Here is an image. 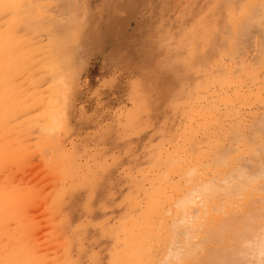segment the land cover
<instances>
[{"label":"rangeland","instance_id":"1","mask_svg":"<svg viewBox=\"0 0 264 264\" xmlns=\"http://www.w3.org/2000/svg\"><path fill=\"white\" fill-rule=\"evenodd\" d=\"M11 1L13 0H6L7 5L3 7L4 10L2 9L3 11L0 14V32L4 31L6 33L9 31L7 32L8 35L6 34L5 37L7 40L11 41L8 46L2 50L0 49V61L5 63L4 60L6 59L4 58L7 57V62L4 65H8L9 62V66H6V69H9L11 67L10 63L12 58L18 56L26 58V60L23 61L20 57L19 62L24 63H21V65L19 64V69L15 67L16 61H18L16 58V63L14 62L15 64L13 68H11L13 71H16V74L14 73L15 75L13 78V73H11L12 78H10L13 80L11 83L13 86L15 85L18 87L20 85L19 87L26 88L30 86L28 81L32 80L31 78L35 79L39 74V77H37L38 79L35 80H38L40 93L44 95L46 92L44 98L51 99L47 100V102L52 101V104H55L53 117L55 121L51 118V126L53 128L50 130L53 131L48 132L45 130L44 132L47 134L44 133L39 129L41 127V121H34V125H32L33 121L29 118L31 115L28 114L39 111L35 114H39L40 116V113H43V108H41L40 111L39 108L33 109L29 107L23 114H16L8 118L11 120L7 123L11 126L4 125L11 128L10 130L12 132L9 129L7 130V133L9 132L10 134L6 133V137L3 138V130H0V191L5 193L7 190L6 193H8L6 199L5 197H1L0 206H2L4 200H6V203L9 202L7 205L5 203L3 207L0 208V213L2 212V215H4L3 219L9 218L11 213H13V216L10 217L11 219L9 218L11 221L9 219L6 221L3 220L0 215V221H5L2 222L4 228L1 227L2 224L0 223V258L3 259L7 251H11L12 253L14 249L10 250V247L13 248L18 244V240L14 235H16V232L19 230H23V224L19 225V223H17V217H14V215L18 212L21 213L23 210H25L23 213L18 214L21 215L22 218L19 216L18 218L19 220L21 219L20 221L26 223L27 231L24 228L23 231L26 232H23V234L22 232H18V234L21 233V236L25 235L24 237L22 236L23 238H19V235H17L20 241H25V243H22L23 247L21 246L22 244H19L18 247L21 246V248L26 249L27 244H29L30 248L36 249L35 252L38 250L37 252H41L42 255L45 253L46 256H52L53 253L52 258H55V253H60L59 255L56 254V261H58L59 264L63 261H68L67 264H120L124 261L123 257L126 256V251L129 252L133 249L131 248L133 245H128L129 250L127 249L130 235L131 237L129 240L136 237L134 244H140V242H138L139 238L145 235L143 237L144 239L141 238L144 240L142 241L144 242L143 245L145 246V244H147L145 247L148 248L150 243L152 245V250L155 245L162 247L164 243L168 244V240L161 239L162 235H160V232H162L161 228L164 225L161 223L167 221L168 225H171V221H169L170 217L168 218V216H174L173 214L176 213L175 209L181 208L180 196H182L184 192H187L186 190L189 186L187 179L193 178L194 176V180L195 178L196 180L201 178L207 179V177L212 175L209 171L210 167L207 164L211 162L210 160H213L217 151L227 149L229 143H231L233 147V140L236 142L239 139L242 146L240 143H238V145L236 142V147H246L243 150L246 152L247 149H251L253 144L249 148L246 145L254 141H248L247 136L249 138H254L256 136L254 139L257 140L261 136L262 132L257 131L259 135L255 132L256 127L257 130L259 128L258 124L257 126L255 124L258 123L256 121L259 118H262V121L264 120V116H262V114L264 115V25L254 23V25L243 26V24H237L235 20L231 19L234 14V7L237 5L236 0H70V2L69 0H64V2H61L63 0H57L56 2L59 4H55L54 0H39V2H36L38 4L32 2L33 0H14L15 3ZM222 1L225 3L228 2V5H225ZM51 2H53V6L51 5L52 7H50ZM27 3L29 4L28 7ZM33 3L34 6L40 5V7L36 6L37 8H35L41 12L35 13L39 17L33 14L35 17L37 16L36 18L43 19L39 20L37 22L38 24L36 23L40 25V27L38 26L39 29L34 23V26L32 23L30 24L31 28H37L35 30L26 27L31 22L28 16L32 15L34 8L32 5ZM44 3L50 4L45 5ZM234 3L235 6H232L231 4ZM18 8L19 10H17ZM27 8H30L27 10L28 12L32 8L29 15L26 11ZM206 15L207 17L211 16L210 19L207 20ZM22 17L25 18L23 19ZM54 17L56 18L54 19ZM26 18L30 22L21 25V23H26V21H23ZM33 18L31 20H33ZM203 19L205 21L207 20V24ZM208 23H210V25H208ZM201 25L204 27L206 25V31ZM50 26H53V29ZM44 29H46L47 32H45ZM49 29H51V31ZM195 29L199 31V34ZM202 31L204 32L203 34ZM192 32H194V34ZM196 34L200 36L198 37ZM195 36L198 38L196 39ZM16 45H19V48ZM9 47L11 50H9ZM6 48H8V51ZM4 49L6 52L5 54L2 53L4 54V58L2 55L3 60L1 58V52ZM14 49H16V51L12 54ZM6 53H8V55H6ZM28 55L30 57L32 56L31 58L35 59L37 62H34V60V63L31 64L32 61L27 58ZM46 55L48 58L51 55V59H47ZM215 56H217L218 59ZM235 62L236 64H234ZM25 65L28 66L26 67ZM31 65L32 67H30ZM21 66H23L22 72L20 71ZM24 68H27L26 71ZM50 71L52 72L51 74ZM26 74H28V76ZM44 78L46 80H44ZM20 79L25 81H21ZM50 92L51 94L55 92L54 95L52 94L53 97L49 94ZM57 94L60 95V98ZM4 112L6 113L5 109L3 113ZM11 112L14 113L13 110H10L8 114L10 115ZM5 113L3 115L7 116V113ZM34 113L32 114L33 117L39 119L40 117L37 118ZM1 114L2 112L0 113V119L2 120H0V124L8 120H4V117L1 118ZM18 118L19 120H16ZM40 120L44 123L42 117ZM242 121H244V124ZM17 123L20 124L18 125ZM55 123H59V126ZM241 123L243 125H241ZM252 124L253 126L255 125V127H253ZM243 126L248 127L250 131L247 128H245V131ZM17 127H20L19 130L21 131L27 127L30 128L31 131L29 129L25 130L27 131L25 134L27 136V141H30V146L32 143L33 147L31 146V150L27 149L25 150L27 152H25L24 149H22L23 151H21L23 153H20L18 147L22 148L21 144L18 143L20 146L18 144V146L16 145L17 147L14 146L17 142H21L18 136V134L21 133ZM193 130L194 132H192ZM236 130L239 132L237 133ZM54 131L55 133H53ZM247 131L250 133L249 135ZM4 132H6L5 129ZM42 132L47 136L48 141L51 140V138L53 141L55 137L57 138L56 140H58L56 141L57 144L54 142L55 139L53 141V144L59 147V149L55 148L57 149V155H54V157H58L59 155L57 159L54 158L57 160V166H48L47 164L52 160L55 161L53 159V154L56 151L52 150L53 153L51 152V148L54 149L55 147L52 146L53 144L49 143L50 146L44 145L46 137L43 138L44 135ZM230 132H232V135H230ZM30 133L32 134L29 135ZM233 133L238 134L237 136H239V138L235 140L237 136L233 137ZM263 134L259 139L260 143L264 141V139H262L264 138ZM16 135L18 139H15L17 138ZM39 135L42 136L43 140L40 139L41 136ZM229 135L231 138H228ZM241 135L242 137L245 135L242 140L240 137ZM48 136L50 137L48 138ZM38 137L39 140H36ZM13 138L16 141L14 143ZM190 138H192V141L189 140ZM4 140L11 141L5 143ZM227 140L229 142H227ZM239 140L238 142H240ZM244 140L248 142L244 143ZM37 141L40 143L37 144ZM188 141L192 143L189 144ZM254 142V144H256V140ZM11 143L14 145L12 146ZM46 144H48V142H46ZM184 144L187 145V148ZM39 145L41 148H39ZM192 145L194 146L190 147ZM209 146H211V148H209ZM205 147L206 150H208L207 153L217 148V150L213 151L215 155L210 152L208 157ZM42 148H46V150H43L44 155L41 156L40 149ZM202 151H204V153ZM249 151L250 150H248V152ZM250 152L257 151L254 150ZM250 152L248 153L249 157L251 154ZM41 154H43V152H41ZM193 154L196 156L199 155V159L206 154L201 159L203 163H201L199 159L197 161L195 160V162L194 159L197 158H194L196 156ZM237 154L238 153L235 152V155ZM46 155L48 156L47 158ZM49 155L52 156V158H50ZM210 156H212V158ZM184 157H187L188 160L190 159V163ZM47 160L50 161L48 162ZM23 162H25L24 165H22ZM191 162L193 164H191ZM11 163H13V165ZM44 163L46 165H44ZM185 163L189 166L185 165ZM196 163L200 164L196 166ZM17 164L19 165L17 166ZM32 164L35 168L32 167ZM53 164H55V162ZM256 164H258V162H256ZM203 165L206 167V171L209 172H207V174L205 173L207 175L206 177L204 175V169L200 170V166L202 167ZM232 166L234 167L235 165L233 164ZM57 167L58 170L56 169ZM175 167H177L176 170ZM194 167L199 168V172H197L196 175L192 174ZM208 167L209 170H207ZM167 168L170 169L167 171ZM191 169L193 170L192 172ZM31 170H33V172ZM53 170L57 171L54 172ZM179 170L181 172H179ZM184 170L186 172L189 171L188 175L184 173ZM155 177H157L156 180L154 179ZM159 177L163 179L159 180L160 184H158ZM180 178L182 179L180 180ZM156 186L157 188H155V190L153 187ZM164 186L167 187L164 188ZM179 186L182 187L180 188ZM3 187L5 190H3ZM31 187L34 189L31 190ZM158 187L163 191L161 192ZM152 188L155 191L152 190ZM181 189L183 194H181ZM189 190L190 189H188V192H190L189 198L194 199L195 194L191 197L194 191ZM15 192H19L17 195L20 196L16 195L18 199H10L12 196L9 195H14ZM60 192L61 194L58 196ZM2 193L0 194L4 196ZM151 195L152 198H150ZM175 196L180 197L179 202L175 201V199L178 200ZM54 198L58 199V201L56 200L57 205L56 203L53 205ZM146 198L148 200H146ZM20 199L21 201H19ZM167 200L169 203H167ZM170 200H174L176 204L174 201L172 202ZM153 201L155 205H153ZM194 202H196V200ZM179 203L180 205L177 207ZM162 204H164V206ZM192 204L191 206L193 207ZM195 204L196 203H194V205ZM5 205L6 207H4ZM175 205H177V208H174ZM170 206H172V208H170L172 212L167 214V208ZM9 207L14 208L10 215V210H7V208L10 209ZM156 207L161 208L162 212L160 209H156ZM163 207L167 210L165 208L164 210ZM16 208H18L17 212ZM187 208L184 209L183 215H185L184 213L190 215L189 211L191 210L188 208L187 212ZM4 210L9 212L6 213L7 211L5 212ZM156 210L159 211L157 215L155 214ZM163 210L167 211V213H165L167 217L166 220L164 217H162L163 219L159 217L161 213V216L164 215ZM194 211L196 212V210ZM141 212H143L142 217ZM144 212L149 215H145V217L143 215L145 214ZM192 213L193 211H191V217L187 216L190 217V220L193 215ZM152 215L153 217H151ZM177 215L179 214L177 213ZM183 215L180 214L181 217ZM176 217L178 218V216ZM176 217L175 219L171 217V220L172 218L176 220ZM187 217L185 218L188 219L187 223L189 222L190 228L191 221ZM152 218L154 219L153 221H157L158 223L153 222L150 225L149 220L152 222ZM185 218L184 221L186 220ZM132 219H134V221ZM159 219L161 221H159ZM143 220L145 223H142L144 222ZM180 220L172 221L174 227H171L176 228L177 226L179 228V223H183V221L179 222ZM7 221L9 222L7 223ZM57 221L59 224H57ZM53 222L55 224H53ZM139 222L140 224L138 225L137 223ZM36 223L39 225H36ZM34 225L37 228H35ZM141 225L143 226L141 227ZM144 227H147V233V229L145 230ZM150 227L156 229L151 228L150 230ZM180 227H183V225ZM184 227L183 230L186 228L188 229V224H185ZM48 229L50 230V235ZM134 229L136 233L133 232ZM177 229H174V231ZM1 231L7 232L5 234ZM33 231L35 233H31ZM29 232L31 235L27 236ZM53 233L56 234V236ZM57 233L61 235L59 236ZM139 233H141V235ZM158 233L160 236L157 235ZM174 233L176 235L178 234L177 231ZM133 235L136 236L132 237ZM137 236H139V238ZM180 236H178L179 240L181 239ZM178 237L174 238L176 239ZM27 238L29 239L28 243L26 242ZM175 239H172L173 243L177 241ZM43 240L45 242H43ZM60 240H62V242ZM3 241H5V243ZM52 242H54V244H52ZM173 243L171 242L172 246L169 244L170 249L173 247ZM24 244H26V246H24ZM34 244H37V246ZM69 244L70 246H68ZM135 246L136 245L133 247ZM140 246L142 245L140 244ZM175 246L177 247V244H174V247ZM139 248L141 249V247ZM139 248L137 246V249ZM166 248H164L165 251L167 250ZM54 249L56 252H52ZM120 249H122V251ZM164 249H161V251ZM156 250L158 254L161 255L164 252H160L158 247ZM136 251H133L134 254L132 250L130 251V253L132 252V258L138 255L137 253H139V251L137 253ZM169 251L168 255L170 254ZM172 251L174 252L171 253L168 258L175 254V250H171V252ZM14 252L16 251L14 250ZM37 252L36 256H34L33 253V258L39 255ZM64 252H69L70 255L66 253V256ZM9 253L10 252H8V254ZM13 253L11 255H13ZM11 255L8 257H13ZM63 255H65V257L62 261ZM155 255L158 256L157 254ZM164 256L167 261L168 258L166 257V253ZM8 257H6L7 259L3 262L7 261ZM33 258H29V264H32V262H34V264H43V260L45 261L42 256H40L41 259L37 257L40 262L36 261V259L33 261ZM60 258L61 262L59 261ZM157 258L163 259V256H158ZM174 258L175 257L172 259ZM51 259L48 260L47 258L44 264H58V262L52 261L55 259ZM69 261H71V263ZM168 262L170 263L171 261L168 259ZM134 263L130 261L127 264Z\"/></svg>","mask_w":264,"mask_h":264},{"label":"bare ground","instance_id":"2","mask_svg":"<svg viewBox=\"0 0 264 264\" xmlns=\"http://www.w3.org/2000/svg\"><path fill=\"white\" fill-rule=\"evenodd\" d=\"M57 0H54V2H55V4L56 3H58V2H56ZM73 1V0H72ZM71 1V2H72ZM233 1V0H232ZM11 2H13V3H15V1L13 0V1H11ZM32 2H39V0H33ZM31 2V3H32ZM61 2H64V0L63 1H61ZM69 2H70V0H69ZM222 2H224V1H222ZM237 2V5L235 6V3ZM236 2L234 3V4H231L232 6H235L234 7V10H233V18H231V19H233V20H235V22L237 23V24H243V26L245 25V26H250L251 24H253L254 25V23H256V24H260V25H264V0H236ZM46 3V2H45ZM44 3V4H45ZM53 2H51V4L50 3H47V4H50V7H52L53 6V4H52ZM225 3V2H224ZM228 2H226L225 3V5H228L227 4ZM20 4V3H19ZM25 4H26V2H25ZM36 4H38V3H36ZM35 4V5H36ZM47 4H45V5H47ZM59 4V3H58ZM66 4V3H65ZM74 4V3H73ZM5 5H7V2H6V0L4 1V0H0V14H1V12L4 10V8L3 7H5ZM31 5V4H30ZM33 6H34V3L32 4ZM52 5V6H51ZM68 5V4H67ZM72 5V4H71ZM224 5V4H223ZM20 6V5H19ZM26 6V5H25ZM29 6V4L27 3V7ZM37 6V5H36ZM36 6H34V8H33V11H32V8H31V10L30 11H32V15L30 16L29 14L31 13L30 11V13L27 11L28 9H30V8H27L26 9V11L28 12V15L30 16V18H29V16H28V19L31 21H28V19L26 18L25 20H23L24 22L26 21V23H21V25H23V24H28L29 22V24H28V26H26V27H30L31 25V23H32V25H33V23L35 24V25H37L38 23V21L39 20H43V19H38V18H36L38 15L37 14H35V13H39L40 11L39 10H37L36 8L39 6L40 7V5H38L37 7ZM32 7V6H31ZM36 7V8H35ZM49 7V6H48ZM46 8V7H45ZM54 8V7H53ZM76 8V7H75ZM3 9V10H2ZM22 9H24V8H22ZM52 9V8H51ZM58 9V8H57ZM197 9V8H196ZM17 10H19V8L17 9ZM42 10V9H41ZM54 10V9H53ZM62 10V9H61ZM80 10V9H79ZM210 10V9H209ZM21 11V10H20ZM26 11H24V12H26ZM42 11H44V10H42ZM73 11V10H72ZM71 11V12H72ZM74 11H75V9H74ZM60 12V11H59ZM37 15L36 17H35V15ZM41 13V12H40ZM210 13V12H209ZM213 13V12H212ZM4 14V13H3ZM2 14V15H3ZM60 14V13H59ZM23 15V14H22ZM40 15V14H39ZM42 15V14H41ZM55 15V14H54ZM57 15V14H56ZM216 15V14H215ZM24 16V15H23ZM50 16V15H49ZM20 17H21V15H20ZM26 17V16H25ZM24 17V18H25ZM33 17H35L36 19H37V21H36V19L35 18H33ZM39 17V16H38ZM42 17V16H41ZM205 17V16H204ZM209 17V18H208ZM207 17V15H206V19L208 20V19H210V17L211 16H208ZM23 18V17H22ZM22 18H21V20H22ZM23 18V19H24ZM33 18V20H31ZM45 18V17H44ZM49 18H51V17H49ZM56 17H54V19H55ZM73 18V17H72ZM75 18H76V15H75ZM70 19V18H69ZM212 19V18H211ZM20 20V19H19ZM18 20V21H19ZM66 20V19H65ZM204 20V19H203ZM206 20V21H207ZM215 20V19H214ZM33 21V22H32ZM35 21V22H34ZM52 21V20H51ZM205 20H204V22H206ZM209 22H211V21H209ZM19 23V22H18ZM37 23V24H36ZM42 23V22H41ZM44 23V22H43ZM48 23V22H47ZM70 23V22H69ZM212 23V22H211ZM248 23H250V24H248ZM40 24V23H39ZM46 24V23H45ZM44 24V25H45ZM49 24V23H48ZM63 24H64V22H63ZM203 24V23H202ZM206 24H207V22H206ZM52 25V24H51ZM54 25V24H53ZM56 25V24H55ZM208 25H210V23H208ZM234 25V24H233ZM34 26V25H33ZM40 27V25H37L36 27ZM47 26V25H46ZM59 26V25H58ZM65 26V25H64ZM66 26H67V24H66ZM201 26H203V25H201ZM39 27H38V29H39ZM48 27V26H47ZM46 27V28H47ZM51 28L53 27V26H50ZM205 27H206V25H205ZM204 26H203V28L205 29V31H206V29L207 28H205ZM216 27V26H215ZM31 28V27H30ZM44 28V27H43ZM31 29H34L33 27L31 28ZM35 29H37V28H35ZM34 29V30H35ZM53 29V28H52ZM56 29V28H55ZM66 29V28H65ZM64 29V30H65ZM13 30H16V29H13ZM18 30V29H17ZM24 30V29H23ZM50 31H51V29H49ZM62 30V29H61ZM67 30V29H66ZM44 31L45 32H47L46 31V29H44ZM195 31L199 34V31H197V29H195ZM7 32H9V31H7ZM7 32L5 33L4 31H2V32H0V49L2 50L3 48H5L6 46H8L10 43H11V41L10 40H7L6 39V37H5V35L7 34ZM57 32V31H56ZM66 32V31H65ZM233 32V31H232ZM25 33V32H24ZM58 33H59V31H58ZM62 33V32H61ZM193 34H194V32H192ZM204 32L202 31V34H203ZM63 34H64V31H63ZM62 34V35H63ZM198 34H196L197 36H198ZM8 35V34H7ZM60 36H61V34H60ZM200 36V35H199ZM198 36V37H199ZM215 36V35H214ZM194 37V36H193ZM192 37V38H193ZM198 37H196L195 36V38L197 39ZM194 38V39H195ZM195 39V40H196ZM57 40V39H56ZM27 41V40H26ZM50 41V40H49ZM57 41H59V40H57ZM63 41V40H62ZM24 43V42H23ZM22 43V44H23ZM61 44V43H60ZM25 45V44H24ZM56 45H58V44H56ZM17 46V45H16ZM18 48H19V45L17 46ZM17 47H16V49H17ZM21 47V46H20ZM38 47V46H37ZM232 47V46H231ZM60 48V47H59ZM16 49H14V51H13V53L12 54H14L15 53V51H16ZM29 49H31V48H29ZM226 49V48H225ZM0 50V51H1ZM6 50L8 51V48H6ZM9 50H11L10 49V47H9ZM38 50V49H37ZM227 50H228V48H227ZM226 51V50H225ZM230 51H232V50H230ZM5 49L1 52V58H2V55H3V58H4V54H5ZM25 52H26V50H25ZM35 52V51H34ZM227 52V51H226ZM2 53H4V54H2ZM29 53V52H28ZM46 53H49V52H46ZM230 53H232V52H230ZM234 53V52H233ZM24 54H26V53H24ZM33 54V53H32ZM37 54H39V53H37ZM41 54V53H40ZM262 54V53H261ZM6 55H8V53H6ZM23 55V54H22ZM29 55H31V54H29ZM28 55V56H29ZM210 55V54H209ZM215 55V54H214ZM227 55V54H226ZM259 55V54H258ZM27 56V58H29V59H31V61H32V63L31 64H33L34 62H37L35 59H33V58H31L30 56L28 57ZM34 56V55H33ZM37 56V55H36ZM35 56V57H36ZM39 56H41V55H39ZM51 56V55H50ZM50 56H49V58H50ZM211 56V55H210ZM6 57V56H5ZM13 57H15V56H13ZM20 57L22 58V56H18V57H15V58H12L11 59V63H10V68L9 69H11V68H13V66H14V64L16 65L15 67H17L18 69H19V66L21 65V63L19 62V59H20ZM46 57H47V59H49L48 58V56L46 55ZM216 58H217V56H215ZM235 57V56H234ZM243 57V56H242ZM2 58V59H3ZM10 58V57H9ZM16 58L18 59V61H16ZM43 58V57H42ZM41 58V59H42ZM210 58V57H209ZM227 58V57H226ZM240 58V57H239ZM4 59H6V60H4ZM3 60L5 61V63L7 62V57L6 58H4ZM51 59V58H50ZM218 59V58H217ZM22 60L24 61V60H26V58H22ZM35 60V61H34ZM213 60V59H212ZM227 60V59H226ZM234 60V59H233ZM16 61V62H15ZM34 61V62H33ZM40 61V60H39ZM43 61V60H42ZM15 62V63H14ZM47 62H48V60H47ZM2 62L0 61V111L2 112V116H1V118L2 117H4L3 119L4 120H6V119H8V118H10V117H12L13 115L15 116L16 114H18V115H20L21 113L23 114L24 112H26V110L27 109H29V107H31V108H39V110L41 111V108H43V113H40V116H39V114L37 115V114H35L34 112H32V114L34 113L36 116H37V118H41L42 117V119H43V121H44V123L42 122V120H40V118L39 119H36V118H34L33 117V115L31 114V113H28V114H30L31 116L29 117L30 119H31V121H33L32 122V125H34V121H36V122H40L41 121V123H40V130H42L43 132L46 130V131H50V132H52L50 129H52L53 127L51 126V122H52V119L51 118H53L54 117V108H55V104H52V101H49V102H47V100H51V99H47L46 97L44 98V95H45V93H44V95L43 94H41L40 92V89H39V87H38V80L36 81L35 79H38L37 77H39V74L36 76V78L34 79V78H31L32 80H29L28 82L30 83V86L29 87H24V88H21V87H16L15 85L13 86L12 85V83H11V81H13L11 78V73H13L12 74V76H13V78H14V75L16 74L15 72L16 71H13V69H11V70H9V69H6V66H9V62H8V65L6 64V65H4L5 63H2ZM24 63V62H23ZM22 63V64H23ZM41 63V62H40ZM44 63V62H43ZM20 64V65H19ZM222 64V63H221ZM220 64V65H221ZM224 64V63H223ZM234 64H236V62L234 63ZM26 66V65H25ZM24 66V67H25ZM28 66V65H27ZM26 66V67H27ZM260 66V65H259ZM14 67V69L16 70V68ZM30 67H32V65L30 66ZM29 67V68H30ZM229 67H231V66H229ZM22 68H23V66H21V69H20V71L22 70ZM39 68V67H38ZM226 68H227V66H226ZM25 69V71H26V69L27 68H24ZM36 69V68H35ZM230 69V68H229ZM241 69V68H240ZM8 70V71H7ZM32 70V69H31ZM37 70H39V69H37ZM36 70V71H37ZM10 71H12V72H10ZM19 71V70H18ZM25 71H23V72H25ZM49 71V70H48ZM229 71V70H228ZM22 72V71H21ZM20 72V73H21ZM27 72H30V71H27ZM33 72V71H32ZM31 72V73H32ZM15 73V74H14ZM26 73V72H25ZM30 73V74H31ZM34 73V72H33ZM52 72L50 71V74H51ZM29 74V73H28ZM28 74H26L27 76H28ZM43 74V73H42ZM228 74V73H227ZM10 75V76H9ZM21 75V74H20ZM25 75V76H26ZM44 75H46V74H44ZM49 75V74H48ZM17 76H19V75H17ZM22 76V75H21ZM30 76V75H29ZM34 76V75H33ZM228 76H230V75H228ZM11 77V78H10ZM31 77V76H30ZM17 78V77H16ZM22 78H25V77H22ZM233 78V77H232ZM11 79V80H10ZM27 79V78H26ZM214 79V78H213ZM21 80V79H20ZM20 80H18V81H20ZM23 80V79H22ZM21 80V81H22ZM44 80H46L45 78H44ZM43 80V81H44ZM237 80V79H236ZM14 81H15V79H14ZM17 81V82H18ZM23 81H25V80H23ZM41 81V80H40ZM16 82V83H17ZM28 82H27V85H28ZM51 82V81H50ZM11 83V84H10ZM13 83H15V82H13ZM22 83V82H21ZM42 83V82H41ZM224 83V82H223ZM218 84V83H217ZM227 84V83H226ZM17 85H18V83H17ZM27 85H25V86H27ZM47 85V84H46ZM234 86V85H233ZM236 86V85H235ZM238 87V86H237ZM231 88V87H230ZM46 89V88H45ZM42 90V89H41ZM48 91V90H47ZM54 91V90H53ZM245 91V90H244ZM49 92V91H48ZM52 92V91H51ZM51 92L49 93V94H51ZM243 92V91H242ZM241 92V93H242ZM233 93V92H232ZM240 93V94H241ZM48 94V95H49ZM53 95L55 94V92L54 93H52ZM51 94V95H52ZM223 94V93H222ZM245 94V93H244ZM250 94V93H249ZM42 95V96H41ZM53 95H52V97H53ZM57 95H59V94H57ZM253 95V94H252ZM47 96V95H46ZM227 96V95H226ZM50 97V96H49ZM59 98H60V95H59ZM46 99V100H45ZM230 99V98H229ZM53 100H54V98H53ZM231 101V100H230ZM60 103V102H59ZM57 106V105H56ZM46 107V108H45ZM4 109H5V111H6V113H7V116L5 115H3L4 113H3V111H4ZM10 110H13L14 111V113H10V115L8 114L9 112H10ZM9 111V112H8ZM52 111H53V113H52ZM230 111V110H229ZM0 112V113H1ZM39 112V111H38ZM37 112V113H38ZM5 113V114H6ZM27 114V115H28ZM210 115V114H209ZM29 116V115H28ZM226 116V115H225ZM230 116V115H229ZM262 116H264L263 114H262ZM22 118H24L23 116H21ZM27 117V116H26ZM31 117H33V118H31ZM215 117V116H214ZM15 118V117H14ZM28 118V117H27ZM257 118V117H256ZM29 119V120H30ZM54 119V118H53ZM215 119V118H214ZM264 119V118H263ZM1 120V119H0ZM11 120V119H10ZM9 119L5 122V123H3V126H2V123L0 124L1 125V129L0 130H3V133H2V131H1V133H2V135H3V138L4 137H6V133H7V130L9 129H11V128H8V127H6V126H11L9 123H7V122H9L10 121ZM16 120H19V118L18 119H16ZM15 120V121H16ZM21 120V119H20ZM24 120H26V119H24ZM211 120V119H210ZM258 120H260V121H258ZM256 122H258V123H256L255 125L257 126V124H258V130H257V127H256V129H255V132L257 133V131H259V132H262L261 133V136H260V138L262 137V134L264 133L263 132V130H264V120L262 121V118L260 119H258ZM2 121V120H1ZM0 121V122H1ZM23 121V120H22ZM27 121V120H26ZM53 121H55V119L53 120ZM235 121V120H234ZM239 121H240V119H239ZM249 121V120H248ZM243 122V124H244V121H242ZM247 122V121H246ZM20 123H22V122H20ZM20 123H17L18 125L20 124ZM54 123V122H53ZM253 123V122H252ZM6 126H5V125ZM12 124H13V122H12ZM17 124H14V125H17ZM55 124H57V123H55ZM55 124H52L53 126L55 125ZM59 124V123H58ZM57 124V125H58ZM239 124V123H238ZM242 123H241V125H243ZM26 125V124H25ZM25 125H24V127H25ZM213 125V124H212ZM235 125V124H234ZM240 125V126H241ZM255 125L253 126V124H252V126L253 127H255ZM31 126V125H30ZM56 126V125H55ZM59 126V125H58ZM237 126H239V125H237ZM39 127V126H38ZM208 127V126H207ZM236 127V126H235ZM244 127V126H243ZM19 128L20 127H17V129L19 130ZM239 128V127H238ZM245 128H247L248 129V127H244V130H245ZM4 129L6 130V132H4ZM17 129H16V131H17ZM30 130V128H25V129H23L22 131L21 130H19L20 131V133L21 134H18V136H19V140H21V142L19 141V142H17L15 145L14 144H12L11 143V145L13 146H16L18 143H20L21 144V147L22 148H19L18 147V149L20 150V153L23 151L22 149H24V151L25 150H31V148L33 147L32 146V143H31V146H30V144H29V142L30 141H27V136H26V132L27 131H25V130ZM216 129V128H215ZM233 129H234V127H233ZM232 129V130H233ZM251 129V128H250ZM259 129H261V130H259ZM237 130H239V129H237ZM236 130V131H237ZM249 130V129H248ZM11 131V130H10ZM31 131V130H30ZM241 131V130H240ZM246 131V130H245ZM250 131V130H249ZM254 131V130H253ZM12 132V131H11ZM15 132V131H14ZM18 132V131H17ZM43 132H42V134H43ZM192 132H194V130L192 131ZM234 132H235V130H234ZM239 131H237V133H238ZM248 132V131H247ZM252 132V131H251ZM5 133V134H4ZM28 133H29V131H28ZM44 133H46V132H44ZM53 133H55V131L53 132ZM52 133V134H53ZM201 133V132H200ZM214 133V132H213ZM231 134L230 135H232V132H230ZM253 133V132H252ZM251 133V134H252ZM7 134H10L9 132L7 133ZM32 133H30L29 135H31ZM41 134V133H40ZM41 134V135H42ZM47 134V133H46ZM50 134V133H49ZM241 134V133H240ZM247 134V133H246ZM250 133L248 132V135H249ZM258 135H259V133H257ZM41 135H39V136H41ZM44 135V136H43ZM42 136H43V138L44 137H46V140H45V143H44V145H49L50 146V144H53V141H54V139H55V143H56V141H58V140H56L57 138L55 137L54 139H53V141H52V138H51V140H47V136L45 135V134H43ZM175 135V134H174ZM210 135H211V133H210ZM230 135H229V137L228 138H231L230 137ZM233 137H235V136H237L238 134H234L233 133ZM9 136V135H8ZM18 136L16 135V137L17 138H15L14 136V138L15 139H18ZM37 136V135H36ZM42 136L40 137V139H42L43 140V138H42ZM53 136V135H52ZM169 136V135H168ZM190 136H191V133H190ZM194 136V135H193ZM245 136V135H244ZM244 136L242 137V135L240 136L241 137V140L242 139H244ZM247 136V135H246ZM10 137V136H9ZM20 137H21V139H20ZM50 136H48V138H49ZM178 137V136H177ZM187 137V136H186ZM199 137V136H198ZM214 137V136H213ZM232 137V138H233ZM263 137H264V134H263ZM13 138V139H14ZM30 138V137H29ZM228 138H226V139H228ZM237 138H239V136H237V137H235V140L237 139ZM254 138H256V136L254 137ZM254 138H249L248 136H247V140L248 141H252V140H256V144H254L255 142L253 141V143H249L248 145H246V146H248V148L252 145V147H251V149H247V151L246 152H248V150H250V151H254V150H256L257 152H250L251 154H250V157H249V155H248V153H246V152H244L243 150H244V148H246V147H241L242 146V144H241V141L240 142H238V140L236 141L237 142V144L238 143H240L241 144V146H238V147H236V142L233 140V142H234V146L232 147V145H231V143H229V147L227 148V149H222L221 151H217L216 152V155H215V153H213V151H215V150H217V148L216 149H213V151L211 150V149H209V148H211V146H209V150H211L210 152L211 153H213L214 155H212V156H214L213 157V160H210L211 162L209 163V164H207V165H209V167H210V170H209V167L207 168V170H209L210 171V173L212 174V175H210L209 177H207V179L205 178H201V179H198V180H196V178H195V180H194V177L193 178H188L187 179V181L189 182V186H188V189H190V190H192V191H194V193L193 194H191L192 196L191 197H193L194 196V194H195V198L193 199V198H189V194H190V192H188V189L186 190L187 192L185 193L184 192V194H183V192H182V189H181V194H183L184 195V197L182 198V196H180L181 197V201H180V203H181V205H180V203L178 204V206L177 205H175L174 206V208L177 206V207H179V205L181 206V208H179V209H177L178 210V212H177V210L175 209V211H176V213L175 214H173L174 216H168V218L170 219H168L169 221H171V225H168V222L167 221H164V220H162V221H164L163 223H161L163 226H162V228H161V230H162V232H160L161 234L160 235H162V238L161 239H164V240H168V244H166V243H164L163 245H162V247H160V246H157V245H155V247H154V249L152 250V245L149 243V246H148V248L147 247H145L147 244H145V246L143 245L144 244V242H142V241H144V240H142L141 238H143V237H141V238H139V236L141 235V233H139L140 235L139 236H137L138 238H139V241L138 242H140V244L142 245V246H144V247H142V246H140V244L139 243H135L134 244V240H136V235H138V234H136V235H133L132 237H135V238H132V240H129L130 239V237H131V235L129 236V239H128V244H127V249L129 248V246L128 245H136L135 247H133V246H131V248H133V249H131L132 250V252L134 251H136V253L139 251V253H137L138 255L137 256H134V258H132V256H131V254H132V252L130 253V251L129 252H127L126 251V256H124L123 257V259H124V263L123 264H127V263H129L130 261H132V263H134V264H161V262H162V264H167V262H168V259H169V261H171L170 263L168 262V264H179V263H181V264H264V141H262L261 143L259 142V139L257 140V139H254ZM10 139V138H9ZM15 139H14V141H13V143L14 142H16L15 141ZM192 138H190L189 140L190 141H192L191 140ZM194 139H196V138H194ZM198 139H200V138H198ZM201 139H203V138H201ZM204 139H205V136H204ZM203 139V140H204ZM262 139H264V138H262ZM36 140H39V137H38V139H36ZM206 140V139H205ZM204 140V141H205ZM209 140V139H208ZM228 140H230V139H228ZM227 140V142H229ZM5 141V140H4ZM11 140H9V141H5V143L6 142H10ZM195 141V140H194ZM248 141H243L244 143H246V142H248ZM261 141V140H260ZM46 142H48V144H46ZM52 142V143H51ZM198 142H199V140H198ZM208 142V141H207ZM226 142V143H227ZM259 142V143H258ZM35 143V142H34ZM37 144L38 143H40L39 141H37L36 142ZM35 143V144H36ZM42 143V142H41ZM50 143V144H49ZM161 143V142H160ZM188 143H189V141H188ZM190 143H192V142H190ZM189 143V144H190ZM196 143V142H195ZM226 143H224V144H226ZM57 144V143H56ZM58 144H59V142H58ZM197 144V143H196ZM204 144H205V142H204ZM228 144V143H227ZM19 145V144H18ZM17 145V146H18ZM185 145V144H184ZM201 145H202V143H201ZM206 145V144H205ZM221 145V144H220ZM231 145V146H230ZM239 145V144H238ZM11 146V147H12ZM16 146V147H17ZM20 146V145H19ZM40 146V145H39ZM38 146V147H39ZM52 146H55L54 147V149L55 148H57V149H59V147H56V146H58V145H55V144H53ZM51 146V147H52ZM186 146V148H187V145H185ZM194 145H192V146H190V147H193ZM200 146V145H199ZM253 146H255V147H253ZM46 147H48V146H46ZM175 147V146H174ZM189 147V148H190ZM204 147V146H203ZM14 148V147H13ZM36 148H37V146H36ZM39 148H41V146L39 147ZM38 148V149H39ZM160 148V147H159ZM200 148V147H199ZM202 148V147H201ZM238 148V149H237ZM253 148V149H252ZM16 149V148H15ZM52 149L51 148V152H52V150L53 151H56L57 149ZM185 149V148H184ZM22 150V151H21ZM41 151H40V155L42 156V155H44V151L43 150H46V148H42V149H40ZM50 150V149H49ZM172 150V149H171ZM175 150H176V148H175ZM178 150V149H177ZM181 150V149H180ZM190 150V149H189ZM204 150V149H203ZM242 150V151H241ZM10 151V150H9ZM188 151V150H187ZM201 151V150H200ZM205 151H206V153H207V151L208 150H206V147H205ZM239 151V152H238ZM25 152H27V151H25ZM36 152V151H35ZM41 152H43V154H41ZM59 152V151H58ZM173 152V151H172ZM203 153H204V151H202ZM209 152V153H210ZM235 152H237L238 154L237 155H235ZM19 153V154H20ZM23 153V152H22ZM53 153V152H52ZM57 153V151L53 154V159L54 158H58L59 157V155H58V157H54V155ZM178 153V152H177ZM209 153H207V156H208V154ZM252 153H253V155H252ZM255 153H257V154H255ZM29 154V153H28ZM46 154V153H45ZM48 154V153H47ZM169 154V153H168ZM192 154V153H191ZM198 154H199V152H198ZM234 154V155H233ZM248 155V157H247V155ZM24 155V154H23ZM50 155H52V154H50ZM49 155V157L50 158H52V156H50ZM57 155V154H56ZM171 155V154H170ZM173 155V154H172ZM178 155H180V154H178ZM190 155V154H189ZM194 155V154H193ZM206 154H204V156H205ZM34 156H35V154H34ZM194 156H196V155H194ZM198 156V157H197ZM196 157H194V158H197V159H194V161L196 160H198L199 159V155H197ZM201 156H202V154H201ZM204 156H202L199 160L201 161V159L204 157ZM212 156H210L211 158H212ZM22 157V156H21ZM48 156L46 155V158H47ZM153 157H154V155H153ZM171 157V156H170ZM169 157V158H170ZM173 157V156H172ZM209 157V156H208ZM45 158V159H46ZM184 158H186V160H188L187 159V157H184ZM250 158V159H249ZM28 159V158H27ZM168 159V158H167ZM191 159H192V156H191ZM210 159V158H209ZM253 159V160H252ZM31 160V159H30ZM50 160H52V159H50ZM49 160V161H50ZM55 160V159H54ZM169 160H171V159H169ZM190 160V159H189ZM189 160H188V162H189ZM254 161V162H252V161ZM261 160H262V162H261ZM27 161V160H26ZM48 161V160H47ZM46 161V162H47ZM48 161V162H49ZM53 161V160H52ZM49 162V163H47L48 164V166L50 165V166H55L56 165V162H57V160H55V161H53V162ZM195 161V162H196ZM55 162V164H53ZM169 162V161H168ZM187 162V161H186ZM187 162V163H188ZM237 162V163H236ZM256 162H258V164H256ZM24 163L25 162H23L22 163V165H24ZM35 163V162H34ZM50 163H52V164H50ZM59 163V162H58ZM157 163V162H156ZM190 163V162H189ZM201 163H203V160L201 161ZM206 163V162H205ZM236 163V164H235ZM12 165H13V163H11ZM20 164H21V162H20ZM155 164V163H154ZM169 164H170V162H169ZM191 164H193L192 162H191ZM198 164H200V163H196L195 165L197 166ZM235 165L234 167L232 166V165ZM238 164V165H237ZM7 165V164H6ZM19 164H17V166H18ZM44 165H46L45 163H44ZM156 165V164H155ZM164 165V164H163ZM185 165H187L186 163H185ZM1 166V165H0ZM2 166H3V164H2ZM57 166V165H56ZM176 166V165H175ZM187 166H189V165H187ZM195 166V167H196ZM32 167L33 168H35V166L32 164ZM37 167V166H36ZM46 167V166H45ZM159 167H160V165H159ZM165 167V166H164ZM170 167V166H169ZM179 167V166H178ZM193 168V170L191 169V172H192V174L193 175H196L197 174V172H199V168ZM199 167V166H198ZM204 167V168H203ZM3 168V167H2ZM48 168V167H47ZM176 168L177 167H175V170H176ZM183 168V167H182ZM206 167L203 165L202 167L200 166V170L201 169H204V175H205V177L207 176L206 174H207V172L208 171H206V169H205ZM50 169H52V168H50ZM57 170H58V167L56 168ZM164 169V168H163ZM170 168H167V171L169 170ZM181 169V168H180ZM184 169V168H183ZM190 169V168H189ZM39 170V169H38ZM57 170H53L54 172H56ZM162 170V169H161ZM32 172H33V170H31ZM48 171V170H47ZM177 171H178V169H177ZM206 171V172H205ZM162 172V171H161ZM179 172H181L180 170H179ZM158 173V172H157ZM176 173V172H175ZM184 173H187V175H188V173H189V171H185L184 170ZM183 173V174H184ZM206 173V174H205ZM209 173V172H208ZM6 174V173H5ZM161 174V173H160ZM163 174V173H162ZM191 174V173H190ZM157 175V174H156ZM9 176V175H8ZM11 176V175H10ZM163 176V175H162ZM157 177H158V175H157ZM157 177H155L154 179L156 180V178ZM177 177V176H176ZM183 177V176H182ZM204 177V176H203ZM150 178V177H149ZM170 178H172V177H170ZM200 178V177H199ZM10 179V178H9ZM59 179V178H58ZM151 179V178H150ZM162 179V178H161ZM160 179V177H159V179H158V182H159V180H161ZM177 179H178V177H177ZM182 178H180V180H181ZM3 180V179H2ZM152 180V179H151ZM150 180V181H151ZM163 180V179H162ZM165 180V179H164ZM175 180V179H174ZM9 181V180H8ZM8 181H7V183H8ZM6 183V184H7ZM14 183V182H13ZM52 183V182H51ZM177 183V182H176ZM187 183V182H186ZM56 184V183H55ZM158 184H160V182L158 183ZM178 184H179V182H178ZM5 185V184H4ZM16 185V184H15ZM151 185H154V184H151ZM1 186V185H0ZM27 186V185H26ZM28 186H30V185H28ZM55 186H57V185H55ZM64 186V185H63ZM18 187V186H17ZM22 187V186H21ZM36 187H38V186H36ZM35 187V188H36ZM60 187V186H59ZM151 187V186H150ZM159 187H160V185H159ZM158 187V188H159ZM165 187H167V186H164V188ZM170 187V186H169ZM175 187H177V186H175ZM175 187H174V189H175ZM180 188L182 187V186H179ZM178 187V188H179ZM4 188V187H3ZM23 188V187H22ZM27 188V187H26ZM53 188V187H52ZM154 189L155 188H157V186L156 187H153ZM152 188V190H154ZM162 188V187H161ZM15 189V188H14ZM18 189H21V188H18ZM34 189V188H33ZM32 189V187H31V190H33ZM41 189V188H40ZM54 189V188H53ZM62 189V188H61ZM169 189V188H168ZM3 190H5V188L3 189ZM12 190V189H11ZM29 190H30V187H29ZM28 190V191H29ZM152 190H151V192H152ZM156 190V189H155ZM154 190V191H155ZM159 190L162 192L163 190L162 189H160L159 188ZM166 190V189H165ZM164 190V191H165ZM189 190V191H190ZM7 191V190H6ZM6 191H5V193H6ZM9 191V190H8ZM14 191V190H13ZM16 191V190H15ZM19 191V190H18ZM27 191V192H28ZM50 191H52V190H50ZM62 191V190H61ZM176 191V190H175ZM177 191H179V190H177ZM191 191V192H192ZM4 192V191H3ZM11 193H13L12 191H10ZM9 192V193H10ZM145 192V191H144ZM150 192V191H149ZM151 192H150V194H151ZM0 193H2V191H0ZM5 193H2V194H4V196L3 195H1L0 196V199H1V197H5V199H6V197L8 196L7 194L8 193H6V195H5ZM26 193V192H25ZM24 193V194H25ZM17 194H19V192L18 193H14V195L12 194V195H9V196H14L13 198L12 197H10V199H18V197H16V195ZM40 194V193H39ZM47 194H49V193H47ZM57 194V193H56ZM61 194V192L58 194V196ZM148 194V193H147ZM152 194H154V193H152ZM158 194V193H157ZM165 194V193H164ZM169 194V193H168ZM172 194H173V192H172ZM187 194V195H186ZM22 195H23V193H22ZM159 195V194H158ZM157 195V196H158ZM163 195V194H162ZM161 195V196H162ZM177 195V194H176ZM196 195H199V196H196ZM17 196H20V195H17ZM165 196V195H164ZM178 196V195H177ZM177 196H175L176 198H178V200L177 199H175V201H177V202H179V200H180V197H177ZM187 196V197H186ZM55 197V196H54ZM155 197H156V195H155ZM171 197H172V195H171ZM171 197H170V199H171ZM197 197H201V198H197ZM9 198V197H8ZM7 198V199H8ZM43 198V197H42ZM41 198V199H42ZM150 198H152V195L150 196ZM173 198V197H172ZM197 198V199H196ZM35 199H36V197H35ZM44 199V198H43ZM59 199H61V198H59ZM154 199V198H153ZM198 199H199V201H198ZM201 199V200H200ZM55 200V201H54ZM54 200H53V205H55V203H56V200L58 201V199H55L54 198ZM146 200H148L147 198H146ZM149 200H152V199H149ZM158 200V199H157ZM157 200H155V201H157ZM196 200V202H194ZM6 200H4V203L2 202V206H0V208L1 207H3V205L6 203L5 202ZM10 201V200H9ZM19 201H21V199L19 200ZM18 201V202H19ZM160 201H162V200H160ZM170 201H172V200H170ZM174 201V200H173ZM172 201V202H173ZM174 201V202H175ZM192 201V202H191ZM8 202V201H7ZM40 202V201H39ZM59 202H60V200H59ZM151 202V201H150ZM154 202V201H153ZM190 202H191V204L194 202V203H196L195 205H194V203L192 204L193 205V207H196V208H194V209H192L193 207L191 206V204H190ZM9 203V202H8ZM8 203H6V205L8 204ZM11 203V202H10ZM12 203H13V201H12ZM52 203V202H51ZM50 203V204H51ZM167 203H169L168 202V200H167ZM20 204H21V202H20ZM49 204V203H48ZM149 204V203H148ZM173 204V203H172ZM175 204H176V202H175ZM6 205L4 206V207H6ZM38 205V204H37ZM52 205V204H51ZM52 205V206H53ZM56 205H57V203H56ZM59 205V204H58ZM153 205H155V202H154V204ZM163 206H164V204H162ZM170 205V204H169ZM190 205V206H189ZM45 206V205H44ZM51 206V207H52ZM148 206V205H147ZM146 206V207H147ZM149 206H152V205H149ZM19 207V206H18ZM42 207V206H41ZM159 207H160V204H159ZM159 207H156V209L158 208V209H160V211L162 212V210H161V208H159ZM176 207V208H177ZM190 208V210L191 211H193V215H192V218H191V220H190V217H191V211H189L190 213V215H187L186 213H184L185 215H183V212H184V209L185 208ZM10 208V207H9ZM13 208V207H12ZM12 208H10V209H8L7 208V210H10V212L9 211H7V210H4L6 213H8L9 212V215H10V213L12 212V210H14V208L12 209ZM20 208V207H19ZM26 208V207H25ZM44 208V207H43ZM46 208H47V206H46ZM58 208V207H57ZM56 208V209H57ZM137 208V207H136ZM165 207H163V209H164ZM170 208H172V206H170L169 208H165L167 211H168V213H167V211H164V215L163 216H161L162 215V213H161V215L159 216V217H164V219L166 220L167 219V217H166V214L165 213H167V214H170L169 212H172V211H170ZM188 208H187V212H188ZM2 209H4V208H2ZM21 209V208H20ZM45 209V208H44ZM55 209V208H54ZM55 209V210H56ZM148 209H149V207H148ZM148 209H147V211H148ZM180 209H181V211H180ZM17 210H18V208H16V212H17ZM58 210V209H57ZM141 210H142V208H141ZM146 210V209H145ZM194 210H196V212L194 211ZM0 211H1V209H0ZM4 211H3V213H4ZM21 211V210H20ZM23 211H25V210H23ZM23 211L21 212V213H23ZM46 211H48V210H46ZM50 211V210H49ZM150 211V210H149ZM158 210H156V215L159 213V211L157 212ZM15 212V211H14ZM15 212V213H16ZM50 212H53V211H50ZM137 212V211H136ZM146 212V211H145ZM144 212V213H145ZM14 213V214H15ZM20 212H18L17 214H15L14 215V217H17V220L19 221H17V223H19V225H22V228H23V230H24V228H25V230H26V223H24V222H22V221H20L19 220V218H18V216L19 217H21L22 218V216L21 215H18V214H21ZM54 213H56V212H54ZM142 213L143 212H141V217H142ZM174 213V212H173ZM177 213L179 214V215H177ZM195 213V214H194ZM13 213H11V216H9V218L10 217H12L13 215H12ZM53 214V213H52ZM180 214H182L183 216V219H182V217L180 216ZM0 215H1V218L3 219V216L4 215H2V212L0 213ZM6 215V214H5ZM17 215V216H16ZM51 215V214H50ZM55 215V214H54ZM136 215V214H135ZM144 216L145 215H149V214H143ZM154 215V214H153ZM153 215L151 216V217H153ZM143 216V217H144ZM157 216V217H158ZM176 216H178V218L176 217ZM179 216H180V218H181V220H180V218H179ZM187 216H190V217H187ZM14 217H13V219H14ZM30 217V216H29ZM52 217H53V215H52ZM140 217V218H141ZM146 217V216H145ZM144 217V218H145ZM148 217V216H147ZM171 217H173L174 219H175V217L177 218L176 220H173V218H172V220H171ZM185 217H187V218H189V220L191 221L190 223V228H189V222L187 223V220L188 219H186ZM9 218H6V219H3V220H7V219H9ZM25 218V217H24ZM35 218V217H34ZM59 218V217H58ZM61 218V217H60ZM140 218H139V220H140ZM184 218L186 219L185 221H184ZM1 219V220H2ZM11 219V218H10ZM9 219V220H10ZM12 219V220H13ZM37 219V218H36ZM50 219V218H49ZM48 219V220H49ZM146 219V218H145ZM163 219V218H162ZM28 220V219H27ZM35 220V219H34ZM47 220V219H46ZM52 220H54V219H52ZM133 221H134V219H132ZM132 220H130V221H132ZM154 219L152 218V222H151V220H149L150 221V225H151V223H153V222H155V221H153ZM158 220V219H157ZM178 220H180L179 222H182L183 221V223H179V228L181 229V230H183L185 227V224L187 225L188 224V229L186 228L185 230H183V231H181L177 226H176V224H178V223H176L175 224V226H176V228H172L171 226H173L174 227V223H172V221H178ZM5 221H0V223L2 224V228H4L3 227V223L2 222H5ZM11 221V220H10ZM144 221V220H143ZM146 221H147V219H146ZM159 221H161L160 219H159ZM9 221H7V223H8ZM15 222V221H14ZM32 222V221H31ZM30 222V223H31ZM58 222V221H57ZM129 222V221H128ZM157 222V221H156ZM155 222V223H156ZM165 222H167V223H165ZM16 223V224H17ZM21 223V224H20ZM63 223V222H62ZM104 223V222H103ZM126 223H127V221H126ZM142 223H145V221L144 222H142ZM147 223H149V222H147ZM158 223V222H157ZM159 223V224H160ZM28 224V223H27ZM32 224V223H31ZM53 224H55L54 222H53ZM57 224H59V222L57 223ZM98 224V223H97ZM102 224V223H101ZM138 225L140 224V222L139 223H137ZM36 225H39L38 223H36ZM116 225V224H115ZM136 225V224H135ZM181 225H183V227H180ZM9 226V225H8ZM25 226V227H24ZM59 226H62V225H59ZM114 226V225H113ZM128 226V225H127ZM143 225H141V227H142ZM147 226V225H146ZM10 227V226H9ZM17 227H18V225H17ZM29 227H30V225H29ZM33 227V226H32ZM34 227H35V225H34ZM56 227V226H55ZM160 227V226H159ZM171 227V228H170ZM187 227V226H186ZM6 228H8V227H6ZM15 228V227H14ZM20 228V227H19ZM35 228H37V227H35ZM34 228V229H35ZM151 228H154V227H150V230H151ZM179 229V231H178V229ZM64 229V228H63ZM113 229H114V227H113ZM144 229L146 230L147 229V227H144ZM154 229H156V228H154ZM160 229V228H159ZM174 229H177V230H175V231H177V235L174 233L175 231H174ZM5 230H7V229H5ZM23 230H19L18 232H22V234H23V232H26V231H23ZM37 230V229H36ZM143 230V229H142ZM149 230V231H150ZM161 230H159V231H161ZM17 231V230H16ZM48 231H49V235H50V230L48 229ZM53 231V230H52ZM52 231H51V233H52ZM154 231V230H153ZM158 231V232H159ZM2 232V231H1ZM7 232V231H6ZM6 232H2V233H5L6 234ZM18 232H16V235H14V236H16L15 238L18 240V244H16L15 245V247H10V250L11 249H14L16 252H14V250L12 251V253H13V255H11L12 253H11V251H5L6 252V255L4 254V258L2 259V258H0V264H29L28 262H29V258H33V253H34V256H36V252L38 251H36L35 252V250H34V248L32 249V248H30V245L29 244H27L28 243V238L26 239L27 241V246H26V244H24V246H26L27 248V251H26V249L25 248H21V246L23 247V244L22 243H25V241L24 240H22V241H20L19 240V238L21 237V238H23L25 235H20L21 233H19L18 234ZM47 232V231H46ZM133 232L134 233H136L137 232V228H136V232H135V229L133 230ZM132 232V233H133ZM143 232H144V230H143ZM148 232V229L146 230V233ZM181 232V233H180ZM30 233V232H29ZM28 233V235L27 236H30L31 235V233H35L34 231L33 232H31L30 234ZM48 233V232H47ZM55 233H56V231H55ZM131 233V234H132ZM133 233V234H134ZM151 233L153 234V232L151 231ZM25 234V233H24ZM54 234V233H53ZM57 234H59V233H57ZM182 235V236H180V235ZM11 235V234H10ZM17 235H19V238L17 237ZM55 236H56V234H54ZM52 236V237H55V236ZM61 234H59V236H60ZM157 235H159V233L157 234ZM159 235V236H160ZM3 236V235H2ZM5 236V235H4ZM12 236V235H11ZM26 236V237H27ZM48 236V235H47ZM121 236V235H120ZM126 236H127V234H126ZM125 236V237H126ZM178 237V236H180L181 237V239L179 240V237L178 238H174V237ZM112 237V236H111ZM2 238V237H1ZM30 238V237H29ZM37 238V237H36ZM9 239V238H8ZM16 239H14V240H16ZM25 239V238H24ZM55 239V238H54ZM141 239V240H140ZM144 239V238H143ZM172 239H175V240H179L178 242L176 241H174V243H173V241H172ZM5 240V239H4ZM53 240V239H52ZM51 240V241H52ZM56 240V239H55ZM58 240V239H57ZM126 240V239H125ZM153 240V239H152ZM20 241V242H19ZM35 241V240H34ZM37 241V240H36ZM39 241V240H38ZM61 242H62V240H60ZM59 241V242H60ZM65 241V240H64ZM123 241V240H122ZM127 241V240H126ZM4 243H5V241H3ZM39 242H41V241H39ZM43 242H45L44 240H43ZM75 242V241H74ZM171 242L173 243V247H174V244L176 245L177 244V247L175 246L174 248H176V249H174L173 247L170 249V245L172 246V244H171ZM13 243V242H12ZM156 243H158V242H156ZM180 243V244H179ZM15 244V243H14ZM19 244L21 245L20 247H18L19 246ZM51 244V243H50ZM52 244H54V242H52ZM67 244V243H66ZM170 244V245H169ZM179 244V245H178ZM35 245V244H34ZM49 245V244H48ZM167 245H168V247H169V250H168V247H167ZM181 245V246H180ZM11 246H12V244H11ZM32 246V245H31ZM35 246H37V244L35 245ZM46 246V245H45ZM50 246V245H49ZM68 246H70V244L68 245ZM137 246H138V248L139 247H141V249L140 250H142V251H140L139 249H137ZM178 246H179V248H178ZM29 247V248H28ZM34 247V246H33ZM40 247V246H39ZM47 247V246H46ZM123 247V246H122ZM157 247H158V250L160 249V252H163V254L161 255V254H158V252H157ZM167 247V248H166ZM8 248V247H7ZM124 248V247H123ZM122 248V249H123ZM164 248H166L169 252H170V254L171 253H173L174 251H172L171 252V250H175V254H173V256L171 255V257L173 258V257H175L174 259H172L171 257H169L168 258V256H170V254L168 255V251L166 252L165 251V249ZM2 249V248H1ZM31 249V250H30ZM47 249V248H46ZM68 249V248H67ZM122 249H120L121 251H122ZM125 249V248H124ZM161 249H164L163 251H161ZM5 250V249H4ZM9 250V249H8ZM30 250V252L28 253V251ZM49 250H51V249H49ZM69 250V249H68ZM119 250V251H120ZM129 250V249H128ZM156 250V251H155ZM177 250V251H176ZM33 251V252H32ZM124 251V250H123ZM8 252H10L9 254H8ZM45 252V251H44ZM52 252H56V250L54 249V251H52ZM61 252V251H60ZM134 252H133V254H134ZM157 252V253H156ZM4 253V252H3ZM63 253V252H62ZM65 253V252H64ZM66 253H68L69 254V252H66ZM65 253V255L67 256V254ZM157 254L159 257L160 256H163V259L165 260H163L162 258L159 260L157 257L158 256H156L155 254ZM165 253H166V257L168 258L167 259V261H166V258H165ZM8 254V255H7ZM14 254H15V256H14ZM37 254H41L40 256H42V258H44L45 259V261L47 260V258H48V260L49 259H51L52 258V256H53V253H52V256L51 255H49L50 256V258H49V256L47 257L46 256V254L45 253H43V255H42V253L40 252H37ZM56 254H60V253H55L54 255V257L55 258H52V259H55V260H52V261H55V262H58V261H56ZM13 256V257H8V256ZM32 255V256H31ZM39 255H37V257H39L40 258V256ZM62 255V254H61ZM65 255H63V259H62V261L64 260V257H65ZM70 255V254H69ZM95 255V254H94ZM156 257H155V256ZM123 256V255H122ZM129 256V257H128ZM143 256H144V258H143ZM1 257H3V256H1ZM6 257H8V260L7 261H5V262H3L4 260H6L7 258ZM33 258L32 260L33 261H35V259H36V261H38V262H40V260H39V258ZM126 258V259H125ZM157 260H156V259ZM41 259V258H40ZM59 259V258H58ZM121 259V258H120ZM122 259V260H123ZM2 260V261H1ZM43 260V259H42ZM121 260V261H122ZM126 260V261H125ZM128 260V261H127ZM173 260H174V262H173ZM177 260H178V262H177ZM44 260H43V264H44V262H45ZM60 262H61V258H60V260H59ZM120 261V260H119ZM160 261V262H159ZM48 262H51V261H48ZM65 261H63V262H61V264L63 263V264H67L68 263V261L67 262H65ZM70 263H71V261H69ZM127 262V263H126ZM120 263V262H119ZM122 263H120V264H122ZM32 264H34V262H32ZM41 264V263H40ZM55 264V263H54ZM58 264H59V262H58ZM72 264V263H71Z\"/></svg>","mask_w":264,"mask_h":264}]
</instances>
